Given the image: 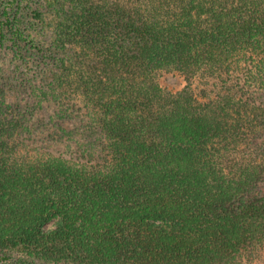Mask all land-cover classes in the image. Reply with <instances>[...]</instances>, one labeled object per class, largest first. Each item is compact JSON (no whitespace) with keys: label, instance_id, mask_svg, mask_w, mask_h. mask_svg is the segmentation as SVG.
I'll use <instances>...</instances> for the list:
<instances>
[{"label":"trees","instance_id":"16d2710c","mask_svg":"<svg viewBox=\"0 0 264 264\" xmlns=\"http://www.w3.org/2000/svg\"><path fill=\"white\" fill-rule=\"evenodd\" d=\"M63 2L17 41L40 70L0 81V255L264 264V0Z\"/></svg>","mask_w":264,"mask_h":264},{"label":"rangeland","instance_id":"374dc122","mask_svg":"<svg viewBox=\"0 0 264 264\" xmlns=\"http://www.w3.org/2000/svg\"><path fill=\"white\" fill-rule=\"evenodd\" d=\"M62 7H64L63 0H0V26L5 25V30H0V81L2 80L4 89L8 90L7 83L16 86L21 84L28 77L25 73L40 70L38 61L41 54L40 49L36 48L41 47L39 37L52 35L54 17L57 10ZM15 33H18L19 37L15 36ZM27 38L35 39L36 47H26L22 43L24 48H20L19 52L16 46L18 39ZM14 54L17 55L15 58ZM160 81L165 89L172 92L180 91L186 84L178 73L164 74ZM195 86L202 87L198 81L195 82ZM24 89L21 98L24 104H28L26 107L29 114L34 116L32 124L40 126V123H46L45 112L37 103L35 90L32 91L29 85ZM36 125L32 127L37 131ZM57 222L58 220L51 222L46 229H55ZM259 258L264 263V251ZM0 264H36V261L16 252H7L0 255Z\"/></svg>","mask_w":264,"mask_h":264}]
</instances>
